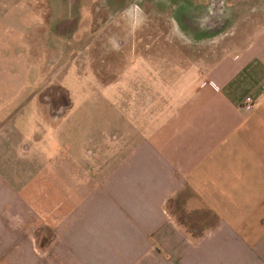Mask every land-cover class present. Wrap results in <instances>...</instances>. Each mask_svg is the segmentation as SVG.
<instances>
[{"label":"crops","instance_id":"obj_1","mask_svg":"<svg viewBox=\"0 0 264 264\" xmlns=\"http://www.w3.org/2000/svg\"><path fill=\"white\" fill-rule=\"evenodd\" d=\"M185 1L176 31L225 43L174 108L2 125L0 264H264V0H223L217 33L194 22L216 0Z\"/></svg>","mask_w":264,"mask_h":264},{"label":"rangeland","instance_id":"obj_2","mask_svg":"<svg viewBox=\"0 0 264 264\" xmlns=\"http://www.w3.org/2000/svg\"><path fill=\"white\" fill-rule=\"evenodd\" d=\"M168 1L0 0V129L21 109L44 110L51 127L73 133L112 131L129 107L174 108L180 82L197 64L201 76L225 42L181 36L176 28L195 27L183 22L191 12L183 14L185 0ZM222 5L216 0L213 13L194 22L220 32Z\"/></svg>","mask_w":264,"mask_h":264},{"label":"flooded vegetation","instance_id":"obj_3","mask_svg":"<svg viewBox=\"0 0 264 264\" xmlns=\"http://www.w3.org/2000/svg\"><path fill=\"white\" fill-rule=\"evenodd\" d=\"M137 1H140V0H137ZM132 2L136 3V0H131L129 4H131Z\"/></svg>","mask_w":264,"mask_h":264}]
</instances>
